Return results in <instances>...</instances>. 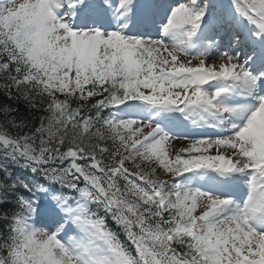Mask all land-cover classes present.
Instances as JSON below:
<instances>
[{
	"label": "snow or ice",
	"instance_id": "1",
	"mask_svg": "<svg viewBox=\"0 0 264 264\" xmlns=\"http://www.w3.org/2000/svg\"><path fill=\"white\" fill-rule=\"evenodd\" d=\"M0 264H264V0H0Z\"/></svg>",
	"mask_w": 264,
	"mask_h": 264
}]
</instances>
